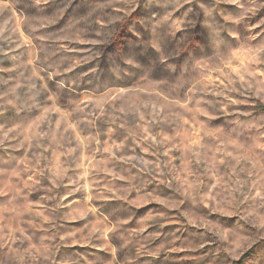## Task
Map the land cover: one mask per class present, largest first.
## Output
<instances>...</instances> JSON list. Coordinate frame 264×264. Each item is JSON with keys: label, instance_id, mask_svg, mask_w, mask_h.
Segmentation results:
<instances>
[{"label": "rangeland", "instance_id": "374dc122", "mask_svg": "<svg viewBox=\"0 0 264 264\" xmlns=\"http://www.w3.org/2000/svg\"><path fill=\"white\" fill-rule=\"evenodd\" d=\"M0 264H264V0H0Z\"/></svg>", "mask_w": 264, "mask_h": 264}]
</instances>
